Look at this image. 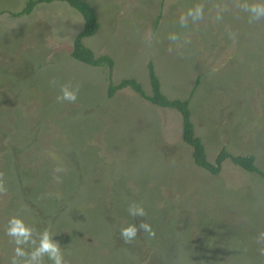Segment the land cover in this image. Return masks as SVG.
<instances>
[{"label":"rangeland","instance_id":"obj_1","mask_svg":"<svg viewBox=\"0 0 264 264\" xmlns=\"http://www.w3.org/2000/svg\"><path fill=\"white\" fill-rule=\"evenodd\" d=\"M26 1L0 0V264L14 254L13 215L52 232L67 264H264V179L229 159L217 174L196 166L177 111L127 86L108 98L106 67L69 56L74 8L11 14ZM83 1L97 28L80 41L110 57L112 84L133 77L149 93V61L163 94L188 98L209 163L223 148L264 173V17L243 8L264 0ZM196 5L202 18L181 28ZM61 84L79 87L75 103L57 102ZM132 202L145 217L128 214ZM141 221L155 235L125 243L120 229Z\"/></svg>","mask_w":264,"mask_h":264},{"label":"trees","instance_id":"obj_2","mask_svg":"<svg viewBox=\"0 0 264 264\" xmlns=\"http://www.w3.org/2000/svg\"><path fill=\"white\" fill-rule=\"evenodd\" d=\"M52 1H64L69 6L75 9L80 15L81 27L80 30L73 36L71 41V47L69 56L74 60L89 66L101 67L104 66L107 69L108 83L106 87V96L112 97L113 94L122 87H129L138 96L147 100L148 102L161 106L169 107L177 111L180 115V137L182 142L191 148V158L193 163L206 170L210 174H217L220 170V165L225 159H229L233 164L239 168L258 174L264 179V173L254 165V157L250 155L240 156L229 154L223 148L217 153L213 163H209L205 159V153L203 145L198 136L193 132V126L190 120V113L188 109V98L186 99H171L168 98L160 90V83L158 78L153 73L149 61L146 63V75L149 80V93H146L141 84L133 77H121L118 82L112 84L109 78L110 68L112 65L111 59L106 55L94 56L89 49L84 47L80 41L82 37L90 36L97 28L95 17L92 8L83 0H27L25 5L15 12H11L12 15H26L29 14L32 8L38 3H49ZM156 18V17H155Z\"/></svg>","mask_w":264,"mask_h":264},{"label":"clouds","instance_id":"obj_3","mask_svg":"<svg viewBox=\"0 0 264 264\" xmlns=\"http://www.w3.org/2000/svg\"><path fill=\"white\" fill-rule=\"evenodd\" d=\"M244 10L249 12L250 20H256L264 17V5L247 4L243 5ZM203 16V7L196 5L190 8L186 15L181 16L179 24L181 28L188 26V20L192 22L200 20ZM219 19V17H217ZM231 35V34H230ZM172 42L179 41L180 37L176 33L169 35ZM50 84L55 87L57 81L53 79ZM60 92L56 97L58 103H75L77 100L79 87L73 88L69 84L59 85ZM3 173H0V193H6L7 189L3 182ZM128 214L132 217H145L146 212L143 206L132 202L127 208ZM139 231L146 232L150 237L155 235L150 224L141 221L138 225L129 224L120 229V236L125 243H131L137 236ZM5 234L11 238V242L15 245L14 254L10 260V264H67L64 259L60 244L53 239V233L48 229L37 232L32 226H29L24 220L18 216H11L5 227ZM258 242H264V232H261L258 237ZM264 255V248L260 249Z\"/></svg>","mask_w":264,"mask_h":264},{"label":"crops","instance_id":"obj_4","mask_svg":"<svg viewBox=\"0 0 264 264\" xmlns=\"http://www.w3.org/2000/svg\"><path fill=\"white\" fill-rule=\"evenodd\" d=\"M69 54V53H68ZM103 55V54H102ZM105 55V54H104ZM107 56V55H106ZM110 58V57H109Z\"/></svg>","mask_w":264,"mask_h":264}]
</instances>
